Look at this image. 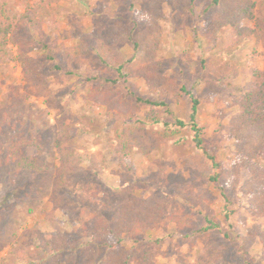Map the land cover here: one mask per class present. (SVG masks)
I'll return each mask as SVG.
<instances>
[{
	"label": "rangeland",
	"instance_id": "rangeland-1",
	"mask_svg": "<svg viewBox=\"0 0 264 264\" xmlns=\"http://www.w3.org/2000/svg\"><path fill=\"white\" fill-rule=\"evenodd\" d=\"M186 1L182 7L163 8L157 60L166 84L155 94L135 76L116 86L125 98L124 108L132 114L128 120L89 100L87 80L97 71L103 75L108 71L95 52L75 53L81 44L75 33L89 34L100 24L116 21L126 26L143 22L150 0H0V23L25 13L45 19L41 33L33 34L29 56L46 82L25 74L16 47L9 44L10 54L0 57V122L5 111L14 110L12 124H4L0 131L2 149L6 151L21 132L26 138L41 136V146L26 153L53 168L48 190L31 199L15 190L28 181V173L18 174L12 164L0 165V264L3 259L6 264L14 262L10 252L20 245L25 250L52 234L68 238L73 234L72 240L91 242L92 214L104 211L125 190L128 196L163 198L166 219L185 218L184 224L168 219L136 246L139 253L149 251L154 264H264V216L251 211L246 191L250 175L245 169L236 170V140L229 132L230 120L237 114L232 101L247 89L251 66L264 71V0H253L256 17L245 26L254 28L255 35L242 48H229L225 34L209 36L218 10L210 7L213 0ZM125 50L131 57L130 46ZM189 93L200 100L197 121L205 146L222 166L218 184L210 180L211 162L193 144ZM138 97L164 100L168 107L153 109ZM150 114L169 123L182 119L188 127L175 139H166L162 127L142 125ZM92 155L95 158L90 159ZM64 158L84 169L100 166L101 175L90 173L67 186L64 192L72 197L62 206L54 187ZM80 158L85 159L78 162ZM207 217H217L228 239L217 231L206 236L195 233ZM32 233L39 238L33 241ZM124 246L132 248L129 242ZM64 260L82 262L80 255L69 251Z\"/></svg>",
	"mask_w": 264,
	"mask_h": 264
},
{
	"label": "trees",
	"instance_id": "trees-1",
	"mask_svg": "<svg viewBox=\"0 0 264 264\" xmlns=\"http://www.w3.org/2000/svg\"><path fill=\"white\" fill-rule=\"evenodd\" d=\"M186 0H150L145 10L147 18L143 22L134 21L132 26H126L116 21L114 24H100L92 33H82L77 30L76 37L81 40L75 53L80 55L97 54L99 62L107 69L105 75L97 71L87 81L91 84L89 100L106 106L110 113L117 117L132 119V114L124 108L126 101L123 95L116 90L119 84H126L131 76L144 79L146 86L152 94L158 92L166 84L167 79L162 75V64L157 55L162 44V29L160 21L164 17L163 8L166 5L182 7ZM210 7H217V14L211 21L209 36L219 38L224 35L229 40V48H242L246 46L255 35L254 28L245 26V22L256 17L257 4L253 0H213ZM42 17V16H41ZM45 19L25 13L6 18L0 23V57H7L11 48L16 47L17 60L23 66L25 74H32L46 85L42 69L34 63L29 56L34 43V32L41 33L42 23ZM130 46L132 56L129 57L125 48ZM59 70V67H55ZM103 76H102V75ZM190 95L192 107L190 126L193 133L194 147L201 152L212 164L214 174L210 177L213 183L220 182L221 164L208 151L204 141V130L198 123L200 100ZM141 103L150 105L153 109L166 108L168 102L164 100H150L137 98ZM233 106L237 114L229 123V132L235 138V152L237 162L236 170L245 169L250 179L246 183V191L250 195L249 203L255 216H264V71L251 66V79L245 91L234 97ZM4 113L0 122V131L4 124H12V111ZM134 112V109L132 110ZM141 124V123H140ZM145 127H162L161 135L166 139H175L177 135L188 127L182 119L169 123L158 116L150 114L143 123ZM121 135V134H120ZM37 138H26L21 132L13 138L5 150L0 141V165H14L17 173H28V181L15 187L16 192H23L31 199L43 194L52 184L53 168L44 159L37 155L27 154L26 150L33 146L40 147ZM122 142L121 136L118 137ZM46 139V137L44 138ZM176 142H181L177 140ZM5 154V155H4ZM4 155V156H3ZM95 158L93 155L90 159ZM85 158L78 159L82 162ZM63 168L59 170L60 180L55 184L56 194L61 195V205L70 203L72 193H66L67 186H74L81 178L93 173L96 177L101 175L100 166L90 165L87 169L79 164H72L71 159H63ZM124 188L129 187L123 184ZM123 188V189H124ZM63 194H60L62 193ZM123 191L118 198L92 214L91 242L72 240L62 234L44 236L41 243L34 242L27 249H15L10 252L9 258L15 257L10 264H67L64 260L65 252H73L81 256V264H154L149 251L139 253L136 246L150 232L157 231L169 219L181 224L185 218L170 216L166 219L165 207L167 202L160 197L144 198L142 196H128ZM225 196V193H222ZM83 201V200H82ZM3 218V217H0ZM213 231L219 232L228 239L229 234L217 217L206 218L205 224L195 230L196 234L206 236ZM85 234V233H84ZM32 239L37 240L39 234L32 233ZM264 243V234L261 236ZM125 242L132 244L131 249L125 248ZM162 243V240H158ZM21 249V251H20ZM3 259L2 263L6 264Z\"/></svg>",
	"mask_w": 264,
	"mask_h": 264
}]
</instances>
